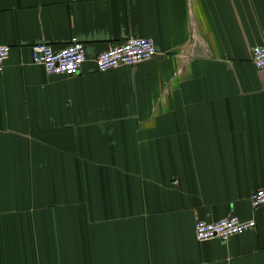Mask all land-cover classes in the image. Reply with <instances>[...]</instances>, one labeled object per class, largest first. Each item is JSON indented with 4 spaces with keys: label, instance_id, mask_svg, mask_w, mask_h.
Returning a JSON list of instances; mask_svg holds the SVG:
<instances>
[{
    "label": "crops",
    "instance_id": "1",
    "mask_svg": "<svg viewBox=\"0 0 264 264\" xmlns=\"http://www.w3.org/2000/svg\"><path fill=\"white\" fill-rule=\"evenodd\" d=\"M131 38L156 57L96 69ZM75 42L74 76L31 63ZM263 44L264 0H0V264H264Z\"/></svg>",
    "mask_w": 264,
    "mask_h": 264
},
{
    "label": "built area",
    "instance_id": "2",
    "mask_svg": "<svg viewBox=\"0 0 264 264\" xmlns=\"http://www.w3.org/2000/svg\"><path fill=\"white\" fill-rule=\"evenodd\" d=\"M152 39L131 38L121 45L109 48L99 54L95 61L99 72H106L122 67H132L147 62L156 57L157 50ZM10 48L0 46V69L8 59ZM31 63L41 66L47 76H74L79 73L86 62V55L81 43L75 42L61 50L52 49L47 44L32 46ZM251 63L257 70L264 69V44L253 48ZM254 209L264 206V188L253 192L248 198ZM254 220L243 221L237 216H229L218 222L208 223L197 221L195 223V240L199 243L218 240L227 243L230 238L253 231L256 228Z\"/></svg>",
    "mask_w": 264,
    "mask_h": 264
}]
</instances>
